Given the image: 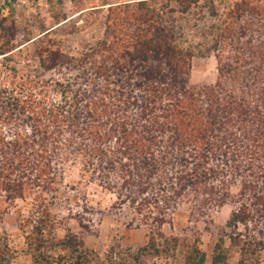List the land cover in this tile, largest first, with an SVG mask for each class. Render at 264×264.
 <instances>
[{"label": "trees", "instance_id": "16d2710c", "mask_svg": "<svg viewBox=\"0 0 264 264\" xmlns=\"http://www.w3.org/2000/svg\"><path fill=\"white\" fill-rule=\"evenodd\" d=\"M14 1L0 10V186L13 201L29 194L38 208L34 226L24 221L32 228V254L41 256L44 239L52 237L45 204L56 199L64 164L75 158L93 171L101 159L160 157L163 167L183 161L180 188L193 184L220 199L232 188L221 181L227 172L242 195L227 226L237 235L240 226L248 232L259 226L264 242V0H71V17L57 0L55 25L22 38L3 13L8 7L14 14ZM69 24L75 31L97 25L103 33L94 47L67 52L60 31ZM190 30L203 40L196 45L212 43L214 85L191 84L194 50L184 40ZM9 126L11 138L4 133ZM208 161L216 163L203 167ZM135 171L147 172L122 166L128 177ZM227 258L226 247L217 244L211 264H228ZM243 259L239 264H247ZM208 261L194 246L185 264ZM0 264H11L6 250Z\"/></svg>", "mask_w": 264, "mask_h": 264}, {"label": "rangeland", "instance_id": "374dc122", "mask_svg": "<svg viewBox=\"0 0 264 264\" xmlns=\"http://www.w3.org/2000/svg\"><path fill=\"white\" fill-rule=\"evenodd\" d=\"M6 1L9 0H0V10ZM62 1L64 13L74 16L71 0ZM103 1L98 0V5ZM116 1L125 0H109ZM56 3L57 0H15L10 2L14 14L8 7L3 13L14 19L17 36L22 38L29 31L38 34L55 25L51 7L56 13L61 10ZM102 33L97 25L75 31V25L69 24L60 31V45L64 51L76 53L94 47ZM184 40L190 41L191 45L185 46L194 50L191 84L214 85L218 72L212 43L196 45L203 40L191 30ZM32 45L28 44L29 52L34 49ZM10 127L4 128L9 138L13 132ZM124 163L147 172L135 171L128 177L122 172ZM215 163L208 161L202 166L213 167ZM94 164V171L85 168L81 158L64 164L62 186L53 193L56 199L45 204L54 227L52 237L44 239L41 256L32 254L30 244L34 238H27L32 228L24 223L28 219L35 225L39 218L37 206L29 194L26 201L11 200L10 193L0 186V251H7L11 264H84L83 260L86 264H134L135 257L137 264H185L187 252L194 246L206 253L207 264H211L217 244L226 247L228 264H239L241 258L247 264H264V250H260L264 242L256 234L259 226H252L249 232L240 226V235L227 226L242 195L240 184L233 185L235 178L227 177L225 165L218 163L226 172L221 181L230 183L232 188L225 190L220 199L210 192L200 194L193 184L180 188L183 161L164 162L163 167L160 157H137L129 162L101 159ZM10 179L21 180L15 176ZM212 183L222 192L220 183ZM260 190L264 191L262 182ZM242 249L246 251L243 257Z\"/></svg>", "mask_w": 264, "mask_h": 264}]
</instances>
